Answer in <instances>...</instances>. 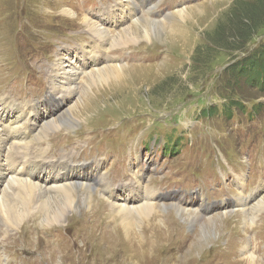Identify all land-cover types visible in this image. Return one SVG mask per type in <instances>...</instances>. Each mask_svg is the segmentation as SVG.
I'll return each mask as SVG.
<instances>
[{"label":"rangeland","instance_id":"1","mask_svg":"<svg viewBox=\"0 0 264 264\" xmlns=\"http://www.w3.org/2000/svg\"><path fill=\"white\" fill-rule=\"evenodd\" d=\"M115 1L0 0V104L3 98L21 104L31 101L56 118L80 100L90 101L92 108L79 125H63L38 143L35 139L33 146L49 147L53 158L69 154L74 162L88 164L85 169L96 170L95 163L103 159L100 173L115 184L132 178L135 169L158 191L156 213L147 219H138L136 212L117 213L99 181L78 182L77 203L63 222L43 226L37 210L19 228L0 224V264H132L127 258L131 239L123 228L130 219L135 221L136 247L145 252L138 259L141 264H245L246 255L239 249L250 239L258 245V260L264 264V209L250 227L244 224L246 210L264 194V93L227 83L226 67L243 53L218 45L235 31L236 17L246 11L259 15L252 23L256 33L242 50L263 42L264 0H130L141 16L158 21L168 16L167 23L179 24L188 35L174 43L162 33L152 43L108 49L106 56L118 57V64L125 66L122 77L83 97L85 75L78 97L61 105L46 71L50 62L62 52L93 42L82 23L88 5ZM193 6L201 8L188 24L172 16L177 9ZM64 8L78 15L64 13ZM233 94L243 100L244 112L234 107L231 117L220 110L215 116L203 113L207 106L222 108ZM163 141L178 142L181 150L170 155ZM122 150L129 157L117 154L114 161H121L111 163L114 151ZM27 167L26 173H32L33 165ZM237 186V196L224 197L237 194ZM246 188L252 193L248 195ZM220 201L218 207L207 205ZM108 206L112 210L107 214ZM215 217L217 236L201 247L198 237Z\"/></svg>","mask_w":264,"mask_h":264},{"label":"bare ground","instance_id":"2","mask_svg":"<svg viewBox=\"0 0 264 264\" xmlns=\"http://www.w3.org/2000/svg\"><path fill=\"white\" fill-rule=\"evenodd\" d=\"M129 1L116 0L108 6L102 3L100 9L94 13L91 12L95 7L86 10L82 15V23L86 24V31L89 33L87 36L91 37L89 39L93 42L70 49L68 55L62 52L59 57L50 62L46 71L53 91L57 93L58 98L60 97L61 105L70 103L81 92L79 82L85 75L88 77L84 80L85 86L81 94L83 97L88 94V91L91 93L95 91V88L99 90L101 84L103 85L110 79L119 80L122 77L125 66L122 65L123 63L118 64L120 62L118 57L114 55L107 57L106 54L110 53L108 49H116V47L139 41L152 43L155 36H165L166 41L175 43L179 42L180 36L186 38L188 35L185 30H180L179 24L167 23L168 16L160 21L141 16L140 8L130 4ZM198 8L201 7L177 9L172 16H177L179 23L188 24L192 22L193 14ZM63 12L73 16L78 15L71 8H64ZM113 62L116 64H112ZM17 107L25 109H17ZM91 108L90 101L80 100L71 109L68 107L64 109L62 114L55 118L50 111L41 110L31 101L21 104L14 99L3 98V104H0V224L4 222L6 226L19 228L24 226L31 212L39 210L41 225L52 227L54 224L63 222L68 209L74 208V204L77 203L74 194L75 184L80 182L86 185L88 181L84 177L86 176L84 173L86 164L74 162L69 154L53 158L48 155L49 147L39 148L42 144L33 146V141L36 139L38 143L39 140L48 136V133L58 130L63 125H68L70 128L79 125L83 120L84 112ZM29 163L33 165V172L27 174ZM98 166L97 177L94 181L100 182L103 191L112 200L111 206L115 212H136L138 219L140 216L147 219L150 214L156 213L154 199L158 191L153 185L145 184L137 176L135 169L132 170V178L115 184L113 181H108L104 174H100L101 168L99 164ZM262 189H264V182ZM52 191L54 194H51ZM84 201L87 205V200L84 199ZM109 208L111 209L110 206L104 208L107 214ZM263 209L264 194L246 210L244 224L247 225L245 226L250 227L249 223L254 221ZM180 211L183 213L185 210L180 208ZM134 224L135 221L132 219L123 222V228L131 239L132 245V252L127 258L132 264H141L138 259L142 260L145 252L139 251L140 249L136 247L139 240L137 241L132 232ZM151 224L149 223L148 226ZM154 226L157 229L155 224ZM217 226V217L208 220L198 237L201 247L215 237L218 233L216 232ZM247 241L250 243H244L239 249L246 255L245 264H261L258 260V255H261V252H258V245H255L256 243H253L251 239ZM39 261L42 262L41 259Z\"/></svg>","mask_w":264,"mask_h":264},{"label":"trees","instance_id":"3","mask_svg":"<svg viewBox=\"0 0 264 264\" xmlns=\"http://www.w3.org/2000/svg\"><path fill=\"white\" fill-rule=\"evenodd\" d=\"M258 15L254 11L242 12L236 17L237 24L239 25L235 27V31L228 34L218 45L232 52L239 51L243 53V56L233 59V62L226 67L227 70H225L226 72L228 71V75L230 76V79L226 80L227 83L231 84L232 88H238V90L241 87H249L251 90H256L257 93H264V40L251 50L247 48L242 50L246 46L245 44L253 38V34L256 33L255 28H252V23ZM242 84L243 86H241ZM229 98V100L222 104V111L227 117H231L236 108L240 111H245L241 97L233 94ZM259 105L260 103L255 106V109ZM219 110L218 106L211 105L204 108L203 113L215 116Z\"/></svg>","mask_w":264,"mask_h":264}]
</instances>
